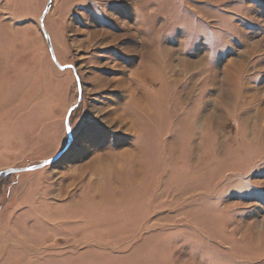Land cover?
<instances>
[{"label": "rangeland", "instance_id": "rangeland-1", "mask_svg": "<svg viewBox=\"0 0 264 264\" xmlns=\"http://www.w3.org/2000/svg\"><path fill=\"white\" fill-rule=\"evenodd\" d=\"M49 2L0 0V172L69 144L1 178L0 264H264V0H52L75 70Z\"/></svg>", "mask_w": 264, "mask_h": 264}, {"label": "water", "instance_id": "water-1", "mask_svg": "<svg viewBox=\"0 0 264 264\" xmlns=\"http://www.w3.org/2000/svg\"><path fill=\"white\" fill-rule=\"evenodd\" d=\"M52 6V0H50L46 10L44 11V14L41 18V26H42V30L45 34V37L48 41V45H49V49H50V52L52 54V57H53V60L55 61V63L58 65V67L62 70H66V69H74L73 66L71 65H67V66H61L59 64V62L57 61L56 59V56H55V52H54V49H53V46H52V42H51V38L49 36V34L47 33L46 31V28H45V17L47 16V14L49 13L50 11V8ZM76 79H77V82H78V86H79V93H80V97H79V102L77 105L73 106L69 113H68V117H67V121H66V124H67V129L70 126V116L72 115L73 111L75 110V108L79 105V103L81 102V93H82V89H81V83H80V78L79 76L76 75ZM69 134V133H68ZM73 140V138L70 137V134H69V143H71ZM69 147V144L67 145V147L62 151L60 152L57 156L53 157V158H50V159H47V160H44L43 162H40L38 164H33V165H30V166H25V167H14V168H10V169H6V170H3L0 172V180L1 178L3 177H7L9 175H12V174H19V173H23V172H31V171H36V170H40V169H43L49 165H52L54 164L59 158H61V156L63 155V153L66 151V149Z\"/></svg>", "mask_w": 264, "mask_h": 264}, {"label": "bare ground", "instance_id": "bare-ground-1", "mask_svg": "<svg viewBox=\"0 0 264 264\" xmlns=\"http://www.w3.org/2000/svg\"><path fill=\"white\" fill-rule=\"evenodd\" d=\"M169 55V54H168ZM189 66H191V67H194L195 65L193 64V66L191 65V64H188ZM149 71V70H148ZM130 88V87H129ZM146 99H148L147 98V96H146ZM149 101H150V97H149V99H148ZM142 101H144L141 97H139L137 94H133V97H132V104L134 105V106H136V107H141V104H142ZM180 105H181V99L180 100H178L177 101V103H176V106L175 107H177V108H180ZM145 111V110H144ZM122 158H124V156L122 157ZM135 173H136V175L140 178L142 175H144V171L142 170V169H137V170H135ZM133 183H139V180H136L135 179V181H133Z\"/></svg>", "mask_w": 264, "mask_h": 264}, {"label": "snow or ice", "instance_id": "snow-or-ice-1", "mask_svg": "<svg viewBox=\"0 0 264 264\" xmlns=\"http://www.w3.org/2000/svg\"><path fill=\"white\" fill-rule=\"evenodd\" d=\"M67 131L70 134L71 138H76V137L86 138L89 135L91 129L88 124L84 123L75 130L72 127H69Z\"/></svg>", "mask_w": 264, "mask_h": 264}]
</instances>
